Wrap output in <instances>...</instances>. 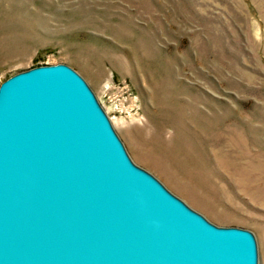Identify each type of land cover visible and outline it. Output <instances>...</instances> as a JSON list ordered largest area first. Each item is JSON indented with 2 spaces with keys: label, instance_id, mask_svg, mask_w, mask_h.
I'll return each instance as SVG.
<instances>
[{
  "label": "rangeland",
  "instance_id": "obj_1",
  "mask_svg": "<svg viewBox=\"0 0 264 264\" xmlns=\"http://www.w3.org/2000/svg\"><path fill=\"white\" fill-rule=\"evenodd\" d=\"M57 62L136 164L251 230L264 264V0H0V83Z\"/></svg>",
  "mask_w": 264,
  "mask_h": 264
},
{
  "label": "water",
  "instance_id": "obj_2",
  "mask_svg": "<svg viewBox=\"0 0 264 264\" xmlns=\"http://www.w3.org/2000/svg\"><path fill=\"white\" fill-rule=\"evenodd\" d=\"M0 264H258L251 230L219 225L128 155L64 62L0 83Z\"/></svg>",
  "mask_w": 264,
  "mask_h": 264
},
{
  "label": "bare ground",
  "instance_id": "obj_3",
  "mask_svg": "<svg viewBox=\"0 0 264 264\" xmlns=\"http://www.w3.org/2000/svg\"><path fill=\"white\" fill-rule=\"evenodd\" d=\"M181 148H183V147H181Z\"/></svg>",
  "mask_w": 264,
  "mask_h": 264
}]
</instances>
